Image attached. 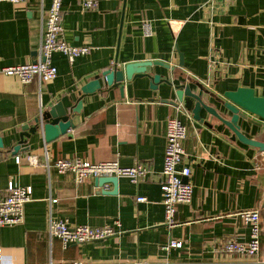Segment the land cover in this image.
<instances>
[{"label":"crops","instance_id":"crops-1","mask_svg":"<svg viewBox=\"0 0 264 264\" xmlns=\"http://www.w3.org/2000/svg\"><path fill=\"white\" fill-rule=\"evenodd\" d=\"M50 5L51 0L0 1V66L36 59ZM144 21L151 23L150 36L144 35ZM62 24L65 40L89 46V54L70 61L55 52L58 76L49 82L0 75V197L10 181L33 190L23 222L0 226V264H264V152L233 139L231 129L205 111L200 121L182 103L165 101L175 99L173 85L189 81L202 83L213 101L239 86L264 96V0H98L93 9L63 0ZM134 61L168 64L149 66L148 72L173 85L160 82L154 89L143 76L125 80L122 90L102 81L95 93H79L104 70ZM80 99L74 128L49 143L40 133L32 135L13 153L22 126L41 110L58 100L69 108ZM177 115L187 127L179 167H190L194 191L169 225L162 171L167 121ZM241 124L248 136L264 140V125ZM66 156L144 164L148 173L139 182L120 176L114 193L112 182L99 186L91 177L77 183L71 172L60 173L55 163ZM244 209L261 211L256 256L224 250L230 239L250 240L251 226L238 215ZM50 216L72 225H108L115 234L65 247L48 236Z\"/></svg>","mask_w":264,"mask_h":264},{"label":"built area","instance_id":"built-area-1","mask_svg":"<svg viewBox=\"0 0 264 264\" xmlns=\"http://www.w3.org/2000/svg\"><path fill=\"white\" fill-rule=\"evenodd\" d=\"M13 3H26L28 0H0ZM86 9L97 7L98 0H79ZM63 0H51L50 7L45 11L44 29L42 41L37 49L36 59L17 65L0 66V75L16 76L23 83L37 80L39 83L49 82L58 76V68L53 64L52 56L55 52L64 53L70 61L76 57L89 54L91 48L86 45H71L63 35L62 24ZM143 31L145 36L152 35V26L149 21H144ZM180 109V108H179ZM187 138V127L179 116L170 117L167 121V146L163 165V205L165 207L166 220L169 225L176 223L175 215L177 206L181 203H190L193 197V184L184 182L185 177H190L191 169L188 166L180 168L185 148L184 140ZM24 157L18 155V163L23 162ZM32 159V157L30 158ZM49 166V162L47 163ZM56 168L60 173L71 172L77 183H82L88 178L103 176H125L134 182L144 179L148 173V167L144 164L122 166L117 160L93 163L80 157H63L56 161ZM32 186H20L14 181L8 183L5 194L0 197V226H12L23 222L25 204L30 201ZM58 199H52V203ZM139 202L145 201L144 196H138ZM246 223L251 226V236L248 242H239L230 239L224 244V250L229 253L256 256L262 247V223L259 209H244L238 212ZM115 234L108 225L93 226L90 224H70L66 219H56L50 216L48 236L50 239L59 238L65 247L71 244H81L98 241ZM174 246L181 242H172ZM1 259V249H0ZM73 264H82L74 262Z\"/></svg>","mask_w":264,"mask_h":264},{"label":"water","instance_id":"water-1","mask_svg":"<svg viewBox=\"0 0 264 264\" xmlns=\"http://www.w3.org/2000/svg\"><path fill=\"white\" fill-rule=\"evenodd\" d=\"M180 58L181 64H183L182 54H180ZM117 64L116 67L104 70L101 74L96 75L84 84L79 93L82 96L95 93L102 88V81L110 87L120 86L122 90L124 86L122 83L125 80H132L133 78L143 76H149L152 79V87L154 89H157L160 82L173 85L170 79L163 77L161 74H151L148 72V67L152 65H162L169 68V65L164 62L134 61L120 68ZM173 86L175 99H165V101L173 104L182 103L200 121H205L204 117H202V112L205 111L206 114L216 118L225 126L229 127L233 133V139H238L242 143L255 147L260 152H264V140L248 136L243 132L241 124V120H243L258 124L259 126L264 125L263 122H256L251 118V115H255L264 121V96L257 95L254 88L239 86L235 90L225 91L223 97L214 96L213 101L209 97L211 95L210 91L205 89L200 82L189 81ZM220 106L227 110V115ZM81 107V99L69 108L64 106L61 100H58L53 105L41 110L40 114L34 118L33 123H27L22 126L21 139L14 146L13 153L16 154L21 150L22 144L26 143L32 135L37 133L43 136V140L46 143L52 142L66 134L71 128L75 127L74 116L81 111ZM3 147V139L0 137V148ZM31 147L34 146L32 145ZM118 180V176L96 177V184L103 186L105 183L112 182L115 185L113 192L116 193ZM183 181L188 182L189 178L185 177Z\"/></svg>","mask_w":264,"mask_h":264}]
</instances>
